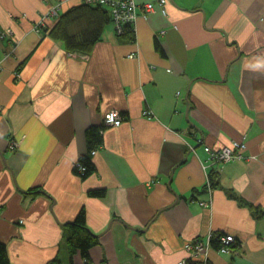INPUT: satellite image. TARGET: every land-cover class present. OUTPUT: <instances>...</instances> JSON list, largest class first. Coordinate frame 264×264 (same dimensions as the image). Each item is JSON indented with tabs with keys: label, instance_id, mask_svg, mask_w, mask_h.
Segmentation results:
<instances>
[{
	"label": "crops",
	"instance_id": "0c3cea01",
	"mask_svg": "<svg viewBox=\"0 0 264 264\" xmlns=\"http://www.w3.org/2000/svg\"><path fill=\"white\" fill-rule=\"evenodd\" d=\"M80 6L0 0V243L10 264H195L185 250L195 242L207 264H264V0H165V14L138 9L121 35L107 12L88 52L52 35ZM81 30L85 19L69 27ZM111 110L118 127L104 124ZM90 127L101 136L91 150ZM231 142L245 144L241 159L206 164L204 148ZM82 157L93 166L85 178L74 170ZM80 212L98 240L87 257L67 246Z\"/></svg>",
	"mask_w": 264,
	"mask_h": 264
},
{
	"label": "trees",
	"instance_id": "16d2710c",
	"mask_svg": "<svg viewBox=\"0 0 264 264\" xmlns=\"http://www.w3.org/2000/svg\"><path fill=\"white\" fill-rule=\"evenodd\" d=\"M90 7L82 4V6L74 8L69 13L64 14L52 32V35L62 40L70 50L90 51L92 45L99 40L104 25L109 22L106 10L100 7L96 9ZM84 19L86 22V31L81 30L75 34H70L69 27L75 22H80ZM85 138L89 150L101 142L100 132L96 127L88 128L85 131ZM78 164L85 168V171L81 173L78 168L74 167V170L82 178L92 173L93 166L87 157H82L78 161ZM102 195L103 192L100 190L90 192V196L93 197H100ZM67 231V246L70 253L78 251L82 257H87L89 249L98 243L97 237L90 234L86 229L83 212H80L72 223L67 224ZM0 264H10L6 246L3 243H0Z\"/></svg>",
	"mask_w": 264,
	"mask_h": 264
},
{
	"label": "built area",
	"instance_id": "2783aa9c",
	"mask_svg": "<svg viewBox=\"0 0 264 264\" xmlns=\"http://www.w3.org/2000/svg\"><path fill=\"white\" fill-rule=\"evenodd\" d=\"M82 4L92 7L104 8L109 16L111 22L114 24L116 33L121 35L125 32V28L130 26L137 18V11L141 9L144 14H149L154 11L155 5H158L162 13L165 14L163 6L165 0H158L155 3H148L142 7H138L135 0H80ZM52 12L56 14V10L53 9ZM4 35V34H3ZM0 37H3L0 35ZM144 118H151L152 115L148 110L142 112ZM123 119L118 111L111 110L107 113L104 118V124L108 127H118L121 125ZM246 147L244 143L231 142L229 146H225L219 150H212L209 147L204 148L208 158L206 164L219 165L224 163H229L234 160L241 159L243 157V152ZM95 152H92L94 154ZM75 167L79 169V172H84L85 168L81 167L78 163ZM221 247L220 253H228L230 249L228 246L232 242V237H222L220 238ZM185 250L189 256V260L195 264H207L205 260H201V256L206 252L205 246L202 242L189 243L185 245ZM179 264H188L187 261H181Z\"/></svg>",
	"mask_w": 264,
	"mask_h": 264
},
{
	"label": "rangeland",
	"instance_id": "374dc122",
	"mask_svg": "<svg viewBox=\"0 0 264 264\" xmlns=\"http://www.w3.org/2000/svg\"><path fill=\"white\" fill-rule=\"evenodd\" d=\"M48 2H50L51 0H47ZM78 163V162H77Z\"/></svg>",
	"mask_w": 264,
	"mask_h": 264
}]
</instances>
